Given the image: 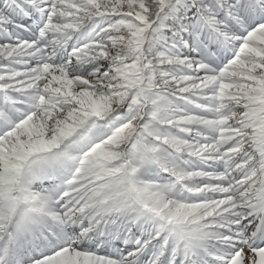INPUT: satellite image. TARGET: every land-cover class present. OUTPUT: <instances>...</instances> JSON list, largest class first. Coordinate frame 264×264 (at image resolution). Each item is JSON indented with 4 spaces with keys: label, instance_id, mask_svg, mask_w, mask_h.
Returning a JSON list of instances; mask_svg holds the SVG:
<instances>
[{
    "label": "snow or ice",
    "instance_id": "1",
    "mask_svg": "<svg viewBox=\"0 0 264 264\" xmlns=\"http://www.w3.org/2000/svg\"><path fill=\"white\" fill-rule=\"evenodd\" d=\"M0 264H264V0H0Z\"/></svg>",
    "mask_w": 264,
    "mask_h": 264
}]
</instances>
